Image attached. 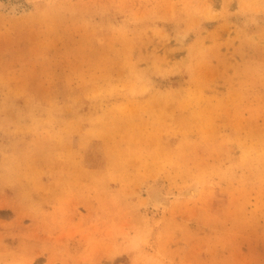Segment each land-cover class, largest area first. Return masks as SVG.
Returning a JSON list of instances; mask_svg holds the SVG:
<instances>
[{"label":"rangeland","instance_id":"1","mask_svg":"<svg viewBox=\"0 0 264 264\" xmlns=\"http://www.w3.org/2000/svg\"><path fill=\"white\" fill-rule=\"evenodd\" d=\"M0 264H264V0H0Z\"/></svg>","mask_w":264,"mask_h":264},{"label":"bare ground","instance_id":"2","mask_svg":"<svg viewBox=\"0 0 264 264\" xmlns=\"http://www.w3.org/2000/svg\"><path fill=\"white\" fill-rule=\"evenodd\" d=\"M182 191H183L182 193H184L186 195L187 194L190 195L189 196V199L190 200H193L200 193V185L196 181V182H194V183H192L190 185H187V187H185V189H182ZM149 194L150 195H149V199L148 200H150V199L151 200H154L153 201L154 202V205L153 204L151 205L153 207V209H158V207H161V206L162 207H168V206H170V204H171L170 194L164 193L162 187H159V188L158 187H152L150 189V191H149ZM155 200L156 201H161V202L166 203V204L158 205V204H156Z\"/></svg>","mask_w":264,"mask_h":264}]
</instances>
